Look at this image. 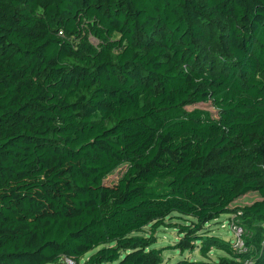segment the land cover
I'll return each mask as SVG.
<instances>
[{
    "label": "trees",
    "instance_id": "trees-1",
    "mask_svg": "<svg viewBox=\"0 0 264 264\" xmlns=\"http://www.w3.org/2000/svg\"><path fill=\"white\" fill-rule=\"evenodd\" d=\"M263 165L264 0H0V264H264Z\"/></svg>",
    "mask_w": 264,
    "mask_h": 264
},
{
    "label": "rangeland",
    "instance_id": "rangeland-1",
    "mask_svg": "<svg viewBox=\"0 0 264 264\" xmlns=\"http://www.w3.org/2000/svg\"><path fill=\"white\" fill-rule=\"evenodd\" d=\"M92 42L96 43L94 40H92ZM191 108L192 107H189L188 109H191ZM199 108L208 110L214 115H217V111L212 107L210 103L201 104L199 105ZM214 161L217 162V167L219 168L227 169L235 173H241L244 171V168L239 169L240 165L234 164L233 162H230L229 160L215 159ZM122 171H123L122 168L118 169L111 176H109L105 180V182L107 184L116 182L121 177ZM259 199H260V196L257 193H250L246 195L245 197H242L239 200H237L232 205V208L233 209L242 208V207L251 205L252 203H254L255 201ZM167 224H170V221H167ZM208 230H213L215 235L222 237L224 240L232 244L235 240V236L231 230L228 216H222L217 221L211 223ZM145 233H150V228H147L145 230ZM155 236L157 238L156 246L164 250L162 254L164 264H173V263H176L184 259H190L192 261H199V262H217L222 257H228L227 253L218 250L216 247L211 250L208 256L204 257L201 254V247H202L201 243H197L194 246H190L186 244L184 245V249H185L184 251L177 250L176 243L179 242L180 235L175 228H170L168 226L162 227L158 230ZM60 264H72V263L65 260V261H62Z\"/></svg>",
    "mask_w": 264,
    "mask_h": 264
},
{
    "label": "built area",
    "instance_id": "built-area-1",
    "mask_svg": "<svg viewBox=\"0 0 264 264\" xmlns=\"http://www.w3.org/2000/svg\"><path fill=\"white\" fill-rule=\"evenodd\" d=\"M230 226L235 236V240L233 242V248L237 250L239 253L246 251L245 244L243 241V235H244L243 229L240 226L234 224L233 222L230 223ZM262 252H264V243H263ZM246 264H251V260H248Z\"/></svg>",
    "mask_w": 264,
    "mask_h": 264
}]
</instances>
